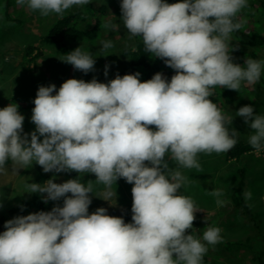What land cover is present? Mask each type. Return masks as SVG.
Wrapping results in <instances>:
<instances>
[{
    "label": "clouds",
    "instance_id": "obj_1",
    "mask_svg": "<svg viewBox=\"0 0 264 264\" xmlns=\"http://www.w3.org/2000/svg\"><path fill=\"white\" fill-rule=\"evenodd\" d=\"M91 2L16 0L44 17ZM247 7L248 0H121L130 38L141 37L145 51L175 70L170 82L159 72L141 82L136 72L108 83L68 79L58 91L55 84L39 86L30 134L24 133L17 104L0 109V173L11 161L16 174L35 162L45 173L96 176L87 184L76 178L26 183L27 193H46L44 203L63 198V206L6 221L0 264H203L208 246L223 241L222 230L208 226L202 238L186 234L200 209L191 197L178 194L189 183L181 169L200 172L199 154L228 152L238 142V132L226 127L233 115L210 97L217 86L239 91L260 80L264 60L248 58L241 66L231 56L232 33L243 27L239 14ZM101 43V52L114 46L110 40ZM61 60L85 74L95 70V58L81 47ZM235 115L251 121L255 131L248 142L257 153L264 151V115H254L252 106ZM121 178L133 185L132 222L103 207L89 214V194L100 185L102 197L94 195L115 206L112 186ZM209 195L217 207L227 203L220 199L222 189ZM251 197L245 192L246 201Z\"/></svg>",
    "mask_w": 264,
    "mask_h": 264
},
{
    "label": "rangeland",
    "instance_id": "obj_2",
    "mask_svg": "<svg viewBox=\"0 0 264 264\" xmlns=\"http://www.w3.org/2000/svg\"><path fill=\"white\" fill-rule=\"evenodd\" d=\"M166 2L171 4L178 0H166ZM120 3L121 0H92L88 5L73 6L66 10L64 15L77 10L86 19L99 16L101 29L94 41L78 43L65 41L63 48H58L47 38V33L51 25L62 16L53 13L44 17L38 11L33 12L27 7L18 6L16 0H9V2L0 0V109L10 103L17 104L18 108H24V111L20 113L25 117L24 133L30 134L36 128L31 121V116L32 109L35 107L33 101L39 86L55 84L58 91L68 79H82L90 82L96 78L98 82L108 83L114 78L120 69L116 63L120 51L132 48L137 38L142 39L141 37L130 38L121 20ZM239 19L244 22V28L264 38V7L259 0H248V7L239 14ZM109 24L115 27H106ZM89 25L90 23H85L81 26ZM109 40L114 46L106 52H101V42ZM236 45L237 40L232 34L231 46L236 48ZM78 47L93 55L96 60L94 71L85 74L61 60ZM30 48L33 50L30 51ZM251 54H254L256 60H264V45L255 49H245L242 56L243 62L237 64L244 66L245 60L251 58ZM105 65H109L107 76L104 74ZM166 68L169 69L167 66ZM166 68H163L165 75ZM142 77L143 74L139 77L140 81ZM210 99L217 106L222 105L227 115H233L232 125L242 139L249 143V135L255 131L250 128L251 121L246 124L244 119L236 116L235 113L240 107L252 106L254 115H264V70L256 84H245L239 91L217 86ZM150 127L155 130L154 126ZM40 139L42 140L43 137ZM198 162L202 169L200 172L196 169H181L189 178V183L180 189L178 194L191 197L200 209L195 213L193 229L186 230V234L193 233L202 238L208 226L219 227L222 230L223 241L215 246H208V252L203 257V264H260L254 257H257L258 251L264 248L262 236L247 218L237 213L231 196L239 180L237 170L244 167L247 169L245 192L252 193L251 199L247 202L259 221L261 234H264V151L257 153L253 150L239 161H227L225 152L210 155L201 153L198 155ZM168 163L170 168L176 167L173 161L168 160ZM7 167V171L0 173V203H2L0 219L3 216L13 218L10 214L11 208L23 206V203L31 200L33 196L42 199V195H46V193H27L26 183L43 185L49 179H53V182L58 184L67 181V172L45 173L35 162L30 168L18 169L17 174L12 171L11 161L8 162ZM89 175L91 181L96 180L94 174L89 173ZM132 187L133 185L123 178L118 179L116 185L112 186V190L116 191V204L111 206L110 202L96 196L102 197L103 194V186H97L94 193L96 195L89 194L92 203L88 211L94 213L97 208L103 207L107 209V213L114 210L117 215H124L133 203ZM213 189L223 190L224 195L220 199L227 201L225 206L217 207L216 197L209 195ZM45 204L51 208L62 207L63 198ZM24 210L27 215L37 213L32 208ZM245 242L249 243L246 245Z\"/></svg>",
    "mask_w": 264,
    "mask_h": 264
},
{
    "label": "trees",
    "instance_id": "obj_3",
    "mask_svg": "<svg viewBox=\"0 0 264 264\" xmlns=\"http://www.w3.org/2000/svg\"><path fill=\"white\" fill-rule=\"evenodd\" d=\"M6 1L9 2V0ZM259 1L264 7V0ZM91 18L86 19L84 15L81 16L79 11L74 10L73 12L60 17L51 25L47 33V38L52 41L58 48H63L65 41H74L77 43L94 41L97 39L100 33L101 19L99 16H93L92 20ZM80 23L81 25L90 23V25L83 27L80 25ZM232 34L237 40L236 50L231 54V56L233 57V63L237 64L243 62L242 56L245 49H255L264 45V38L261 37L260 34L250 32L244 27ZM29 50L32 51L33 49L30 48ZM251 58L256 59L254 54H251ZM116 63L120 69L117 71L113 79H115L117 75H120L122 77L126 74H134L136 72H139L140 74H143L141 82H145L151 79L158 72L163 74V68H166L163 60L155 58L154 54L145 51V46L142 39L140 38L136 39V42L134 43V46L132 48L122 49L120 51L119 55L117 56ZM166 69L167 72L165 73L167 74H163V76L166 77L170 82L171 77L175 75V70L170 67L169 69ZM218 107L223 111L224 114L227 115V113L224 112L222 105H218ZM18 111L21 113V111H24V108H18ZM226 127H228L230 133L232 129L237 131V129L232 124L226 125ZM236 138L238 141L237 144L231 150L225 152V158L227 161H239L242 158H245L251 151L254 150L249 143L245 142L242 139L239 132ZM237 174L239 176V180L236 184V187L234 188V193L232 196L233 207L235 210H237V213L239 215L247 218L254 225V227L258 230V233L262 236V241H264V234H261L260 232L259 221L255 218L254 211L245 200L247 169L244 167H240L237 170ZM66 175L67 181L76 178L84 184H87L91 177L89 174L78 176L79 174L75 171L67 172ZM23 204V210H21V206L13 207L10 209V214L13 216V218L17 216H26L27 214L24 210L25 208H32L37 212H48L52 210V208L47 207L43 200L38 196H33L31 200L25 201ZM131 208L132 206H129L124 215H117L114 210L109 211L107 214L116 217H123L125 223H131ZM89 214H91L90 211ZM13 218H10L9 216L1 217L0 234H2L6 230L4 227L5 222ZM248 243L249 242H245L246 245ZM258 252V256H255L254 259L257 260L260 264H264V248Z\"/></svg>",
    "mask_w": 264,
    "mask_h": 264
},
{
    "label": "bare ground",
    "instance_id": "obj_4",
    "mask_svg": "<svg viewBox=\"0 0 264 264\" xmlns=\"http://www.w3.org/2000/svg\"><path fill=\"white\" fill-rule=\"evenodd\" d=\"M100 21H101V20H100ZM242 161H243V160H242ZM242 161H241V162H242ZM243 164H244V163H243ZM233 193H234V192H233ZM231 197H232V196H231Z\"/></svg>",
    "mask_w": 264,
    "mask_h": 264
}]
</instances>
